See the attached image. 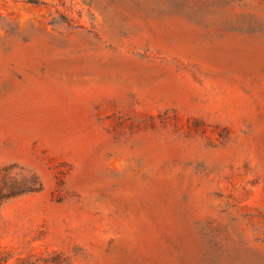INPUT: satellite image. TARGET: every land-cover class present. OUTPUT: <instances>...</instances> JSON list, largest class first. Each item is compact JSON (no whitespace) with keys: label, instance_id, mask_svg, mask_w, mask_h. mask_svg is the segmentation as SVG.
<instances>
[{"label":"rangeland","instance_id":"374dc122","mask_svg":"<svg viewBox=\"0 0 264 264\" xmlns=\"http://www.w3.org/2000/svg\"><path fill=\"white\" fill-rule=\"evenodd\" d=\"M0 264H264V0H0Z\"/></svg>","mask_w":264,"mask_h":264}]
</instances>
